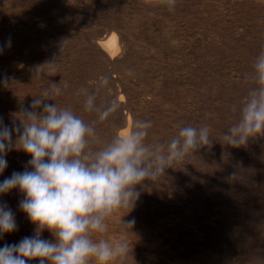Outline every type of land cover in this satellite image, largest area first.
<instances>
[{
  "label": "rangeland",
  "instance_id": "1",
  "mask_svg": "<svg viewBox=\"0 0 264 264\" xmlns=\"http://www.w3.org/2000/svg\"><path fill=\"white\" fill-rule=\"evenodd\" d=\"M111 36L112 52L101 45ZM9 38L0 54V78L9 77L0 84V117L9 127L57 82L67 84L57 106L96 121L104 141L134 118L152 122V144L167 145L182 126L210 128L211 146L138 186L140 198L122 218L135 221L130 229L120 223L124 210L109 220L103 238L129 244L117 264H264V136L241 147L223 139L264 49V0H176L174 11L163 0H0V45ZM52 61L55 71L45 64ZM105 75L97 104L116 99L120 108L100 122L76 93L95 92ZM6 159L0 181L23 171L30 156L13 149ZM21 199L17 189L0 195L18 225L0 247L34 234ZM43 238L54 239L48 231Z\"/></svg>",
  "mask_w": 264,
  "mask_h": 264
},
{
  "label": "clouds",
  "instance_id": "2",
  "mask_svg": "<svg viewBox=\"0 0 264 264\" xmlns=\"http://www.w3.org/2000/svg\"><path fill=\"white\" fill-rule=\"evenodd\" d=\"M163 3L169 11L175 10L176 0ZM10 46L9 38L0 45V54ZM45 64L56 70L55 61ZM43 65L34 70L37 78ZM245 78L253 86L239 109L238 121L223 137L232 147L264 136V49ZM109 79L102 76L95 92L82 87L76 93L84 97V111L95 113L100 122L120 108L116 99L97 104L99 91ZM8 81L7 75L0 78L4 86ZM65 88L67 84L62 88L51 82L29 107L21 108L20 118H15L19 124L9 127L0 117V174L8 166V152L15 149L30 156L23 171L0 181V195L19 190L23 195L19 209L34 226L33 235L0 247V264H117L129 254V244L103 238L109 220L124 210L120 223L130 229L135 221L122 218L135 208L141 195L138 186L156 182L168 169L213 143L207 125L182 126L167 145L148 143L152 122L139 118L110 140H101L96 121L85 122L72 108L54 102ZM16 231L15 213L0 202V239ZM45 231L54 239L43 238Z\"/></svg>",
  "mask_w": 264,
  "mask_h": 264
},
{
  "label": "bare ground",
  "instance_id": "3",
  "mask_svg": "<svg viewBox=\"0 0 264 264\" xmlns=\"http://www.w3.org/2000/svg\"><path fill=\"white\" fill-rule=\"evenodd\" d=\"M115 43H116V41H115V37H114V36H111V37H109L107 40L101 42V45H103V47H104L106 50L112 52V51L114 50L115 46H116Z\"/></svg>",
  "mask_w": 264,
  "mask_h": 264
}]
</instances>
